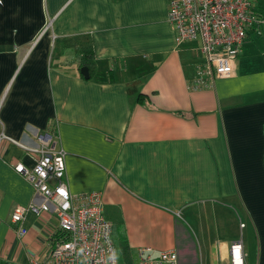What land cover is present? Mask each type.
Instances as JSON below:
<instances>
[{
  "label": "crops",
  "instance_id": "crops-1",
  "mask_svg": "<svg viewBox=\"0 0 264 264\" xmlns=\"http://www.w3.org/2000/svg\"><path fill=\"white\" fill-rule=\"evenodd\" d=\"M254 5L263 21L231 74L191 89L201 44L176 41L167 0H0V264H50L60 236L51 213H28L23 237L10 221L41 201L14 169L34 166L24 146L41 141L65 152L71 194L101 193L116 248L229 264L241 240L246 264H264V0Z\"/></svg>",
  "mask_w": 264,
  "mask_h": 264
},
{
  "label": "built area",
  "instance_id": "built-area-1",
  "mask_svg": "<svg viewBox=\"0 0 264 264\" xmlns=\"http://www.w3.org/2000/svg\"><path fill=\"white\" fill-rule=\"evenodd\" d=\"M255 0H167V21L177 42L199 41L204 62L198 63L189 88L210 87L214 79L231 74L234 60L252 31L263 21ZM24 146V145H23ZM37 154L32 168L22 163L14 166L33 187V198L27 205H17L10 221L17 235L27 229L23 221L28 213L36 217L43 213L56 216L60 236L49 254L50 264H121L113 241V227L102 214L101 193L93 191L79 195L69 192L65 180V152L50 142L24 146ZM241 226L243 224L241 223ZM229 264H246L241 240L229 245ZM29 264H41L33 259ZM132 264H177L174 250L155 252L139 247Z\"/></svg>",
  "mask_w": 264,
  "mask_h": 264
},
{
  "label": "trees",
  "instance_id": "trees-1",
  "mask_svg": "<svg viewBox=\"0 0 264 264\" xmlns=\"http://www.w3.org/2000/svg\"><path fill=\"white\" fill-rule=\"evenodd\" d=\"M83 55V65L88 68L89 75L90 73V61L88 60L90 56V52L87 50L84 52ZM118 258L121 264H132V254L128 248L126 241H120L119 245L117 246Z\"/></svg>",
  "mask_w": 264,
  "mask_h": 264
},
{
  "label": "water",
  "instance_id": "water-1",
  "mask_svg": "<svg viewBox=\"0 0 264 264\" xmlns=\"http://www.w3.org/2000/svg\"><path fill=\"white\" fill-rule=\"evenodd\" d=\"M80 73L82 74V76L87 79L89 77V73H88V68L86 66H82L80 68Z\"/></svg>",
  "mask_w": 264,
  "mask_h": 264
}]
</instances>
